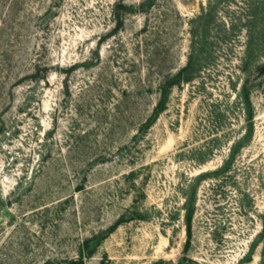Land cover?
<instances>
[{
  "label": "rangeland",
  "instance_id": "obj_1",
  "mask_svg": "<svg viewBox=\"0 0 264 264\" xmlns=\"http://www.w3.org/2000/svg\"><path fill=\"white\" fill-rule=\"evenodd\" d=\"M182 262L264 264V0H0V264Z\"/></svg>",
  "mask_w": 264,
  "mask_h": 264
},
{
  "label": "trees",
  "instance_id": "obj_2",
  "mask_svg": "<svg viewBox=\"0 0 264 264\" xmlns=\"http://www.w3.org/2000/svg\"><path fill=\"white\" fill-rule=\"evenodd\" d=\"M243 100H244L245 106L248 109L251 108L252 103H251L250 93L248 92L246 86L243 89ZM190 225H191V219L188 217V228L190 227ZM181 264H183V262Z\"/></svg>",
  "mask_w": 264,
  "mask_h": 264
}]
</instances>
